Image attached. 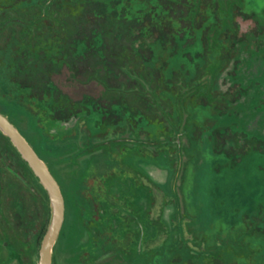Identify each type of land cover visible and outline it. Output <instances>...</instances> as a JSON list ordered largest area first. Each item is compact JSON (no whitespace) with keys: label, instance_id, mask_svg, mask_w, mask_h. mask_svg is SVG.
Instances as JSON below:
<instances>
[{"label":"rangeland","instance_id":"374dc122","mask_svg":"<svg viewBox=\"0 0 264 264\" xmlns=\"http://www.w3.org/2000/svg\"><path fill=\"white\" fill-rule=\"evenodd\" d=\"M68 1L0 31V114L64 199L51 264H264V0ZM16 42L39 59L12 79ZM49 83L67 111L31 100ZM11 146L0 131V248L38 264L51 206Z\"/></svg>","mask_w":264,"mask_h":264},{"label":"trees","instance_id":"16d2710c","mask_svg":"<svg viewBox=\"0 0 264 264\" xmlns=\"http://www.w3.org/2000/svg\"><path fill=\"white\" fill-rule=\"evenodd\" d=\"M32 1L33 0H0V31L3 30L5 27H8L12 23L20 24L21 26H28L29 23L31 24L30 21L26 22L21 18L14 17V16L11 17L9 15V12H14L15 15H18L20 13V11H19L20 7L22 5H29ZM78 1L80 2V4H83L85 2H92V3L111 2V1L112 2L113 1L123 2L125 0H78ZM130 1H133V0H129V2ZM49 2H55V4H60L64 7H66L68 5L69 1L68 0H49ZM120 6H121V4H120ZM37 20H39L38 17L35 18L33 21H37ZM12 45H16V47H15V49L17 48L16 51L10 47H7V53L3 55L1 64L4 66L6 65V69L8 70V74L13 79V76H15V74H14L15 72L22 71L23 68L26 67L25 63L23 62V57H24V55H26V53L28 51H32L31 52V58L33 60H38L39 56L37 53H35L34 49L29 48L28 46L25 47L24 43L16 42V43H13ZM72 49H73V51H72L71 55L74 57H80L81 55L84 54L85 50L87 49V46L85 45L84 42L75 40L73 43ZM47 51H48V49H46V54H45V52H43L44 53L43 55H47L48 54ZM12 81H13V83H12L13 86L17 90H23V88L21 86L14 83V80H12ZM46 88H47L46 94L42 93L39 97H37L35 95L33 98H31V100L34 101V99L37 98L38 101L40 102V104H43V106L47 110L46 112L53 114V115H54L55 111L60 110V109L63 112L67 111V109H68L67 105L68 104L66 102H64V100L62 99L63 96L58 92V89L55 87V85L52 83H49L46 85ZM30 92L32 93L33 91L30 89ZM31 93H30V95H31ZM33 95H34V93H33ZM72 105H74V104H72ZM35 153H36V151H35Z\"/></svg>","mask_w":264,"mask_h":264},{"label":"water","instance_id":"95a60500","mask_svg":"<svg viewBox=\"0 0 264 264\" xmlns=\"http://www.w3.org/2000/svg\"><path fill=\"white\" fill-rule=\"evenodd\" d=\"M0 131L8 138L47 193L51 206V218L40 244L38 264H51L52 247L55 244L64 219V199L59 185L26 139L1 114Z\"/></svg>","mask_w":264,"mask_h":264},{"label":"crops","instance_id":"0c3cea01","mask_svg":"<svg viewBox=\"0 0 264 264\" xmlns=\"http://www.w3.org/2000/svg\"><path fill=\"white\" fill-rule=\"evenodd\" d=\"M2 249L0 248V264H16L15 262H9L3 258Z\"/></svg>","mask_w":264,"mask_h":264}]
</instances>
